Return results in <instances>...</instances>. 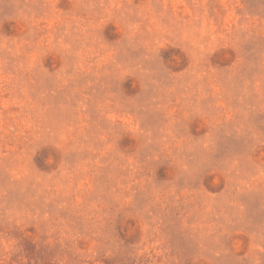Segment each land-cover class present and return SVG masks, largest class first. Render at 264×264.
<instances>
[{"label": "rangeland", "instance_id": "rangeland-1", "mask_svg": "<svg viewBox=\"0 0 264 264\" xmlns=\"http://www.w3.org/2000/svg\"><path fill=\"white\" fill-rule=\"evenodd\" d=\"M0 264H264V0H0Z\"/></svg>", "mask_w": 264, "mask_h": 264}]
</instances>
